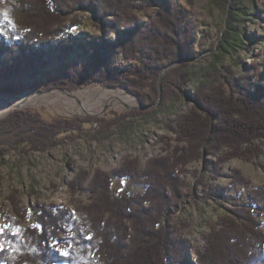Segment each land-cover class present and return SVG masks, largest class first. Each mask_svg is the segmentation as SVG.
<instances>
[{"label":"trees","instance_id":"1","mask_svg":"<svg viewBox=\"0 0 264 264\" xmlns=\"http://www.w3.org/2000/svg\"><path fill=\"white\" fill-rule=\"evenodd\" d=\"M215 1L226 11L229 7L228 22L217 48L214 39L197 34L191 10L181 0H0V31L10 43H0V49L15 55L11 62H3L0 72V78L10 82L0 90L8 94L32 87L77 89L99 82L123 85L143 102L154 101L156 84L165 67L188 58L170 68L162 81L167 87L187 93L186 86L196 73L189 69L192 60L204 50H212L215 55L211 67L205 69L213 78L198 88L196 105L180 119L177 143L170 154L149 161L145 168L137 160H128L112 173L97 171L88 187L93 201L78 206L68 223L69 236L63 239L69 244L63 249L65 254L57 249L48 252L49 239L55 232L50 233L47 223L40 222L35 227H23L13 237L7 235L8 231L1 235L0 264L19 263L17 247L25 250L23 257L28 264H179L189 260L191 246L173 221L174 215L191 200L194 187L204 185L206 190L210 185L200 176L193 186L187 179V166L206 153L220 152L215 164L218 170L232 158H256L261 151L254 141L264 138V85L247 74L237 76L232 70L225 74L213 69L217 60L234 55L245 42L242 28L247 18L252 19L253 1ZM187 2L193 4L194 0ZM77 11L88 12L101 35L73 33L75 27L86 22L77 17ZM113 34L115 38L111 39ZM30 41L34 47L40 44V48L25 57ZM21 71L28 77H38L28 85L11 83ZM145 87L149 88L146 93ZM32 114L16 113L11 126L32 119ZM35 123L40 127L28 138L31 143L48 141L45 132L53 136L77 126L69 119ZM115 178H131L143 185L145 192L116 194ZM232 184L250 188L247 199L230 198L232 204L256 207L263 196L259 188L251 186L240 171L232 176ZM211 188L219 194L226 189ZM19 215L25 218L28 214ZM180 223L186 225L182 219ZM261 236L257 254L240 249L234 258H228L229 263L264 264Z\"/></svg>","mask_w":264,"mask_h":264},{"label":"rangeland","instance_id":"2","mask_svg":"<svg viewBox=\"0 0 264 264\" xmlns=\"http://www.w3.org/2000/svg\"><path fill=\"white\" fill-rule=\"evenodd\" d=\"M181 1L191 10L197 23V34L199 36L205 34L208 39H214L217 48L228 22L229 7L226 11L224 6L215 0H194L193 4H189L187 0ZM252 1V19L247 18L242 28L245 42L241 43L242 47L234 55L226 54L217 60L214 66L216 68L213 69H221L225 74L232 70L237 76L247 74L253 78V81L264 85V0ZM76 15L84 18L86 22L75 27L73 33L83 32L87 36L101 35V30L90 21L88 12L77 11ZM109 37L112 39L115 35ZM7 38V35L0 31L2 46L10 45ZM31 43L28 42L25 57L29 56L33 49L40 48V44L34 47ZM1 49L0 72L3 70V62L9 63L15 57V55L11 56L7 49ZM212 52V50L198 52L196 59L192 60L189 69L196 73L186 86L187 93L184 92L185 90L167 87L162 81L170 68L184 63L188 58L182 57L165 67L156 84L158 94L154 101L143 102L136 93L123 85L110 86L99 82L83 84L77 89L65 87L37 90L32 87L19 93H46L55 90L73 92L123 87L138 101L132 106L110 105L100 112L82 113L76 111L73 104L57 98L43 104L32 103L18 107L0 117L2 234L8 231L7 235L13 237L17 229L20 232L28 225L35 227L46 222L45 227L49 232H55V235L49 239L48 252L57 249L65 254L66 251L63 249L69 244L63 239L69 236L68 223L78 206L93 201L88 187L97 171L112 173L128 160H137L140 167L145 168L149 161L172 152L178 139L180 119L196 105L198 88L203 82L208 83V80L213 78L209 71H205L206 68L211 67L215 58ZM37 77H28L21 71L15 76L14 82L16 84L20 81L28 85ZM9 83L8 79L0 78V87ZM207 83L205 84L209 85ZM147 89L149 88L145 87L143 92L146 93ZM19 94H8L0 90V98ZM75 103L79 104L78 101ZM20 111L35 114H32V119L25 122L22 119L19 125L12 127L11 124L16 119L15 114ZM60 119L71 120L77 124L76 129L62 131L53 136L45 132L48 141L29 142L28 138L40 127L35 122L43 125L58 122ZM254 144L259 147L261 154L253 159L232 158L224 162L218 170L215 164L219 160L220 152L206 153L204 158L193 161L187 166V179L193 186L200 176L210 186L208 185L206 190L204 185L194 187L191 200L182 206L181 212L177 211L174 215L173 221L176 226H180V232L188 239L191 246L189 260L186 262L183 260L179 264H200L199 257L201 264H234L229 263L228 258H234L235 253L240 249L247 250L249 254H257L255 252L260 246L261 235H264V138L255 140ZM211 165L212 167L209 168ZM236 171H240L245 179L251 182V186L261 190L263 196L259 198L256 207H242L241 204L237 206L229 200L237 198L243 201L250 194L248 186L232 184V176ZM83 178L85 180L81 182ZM78 183L80 187L76 186ZM212 186L215 189L224 187L226 189L219 194V191L214 189L212 191ZM114 189L116 194L126 192L135 195L145 192L144 186L131 178L126 180L115 178ZM245 208L250 209V212ZM19 213L28 215L22 218ZM181 219L186 225L180 223ZM2 234H0V250L3 248ZM4 237L3 240L6 239ZM24 251L17 247L20 258H18L19 263L16 264H28L23 257Z\"/></svg>","mask_w":264,"mask_h":264},{"label":"bare ground","instance_id":"3","mask_svg":"<svg viewBox=\"0 0 264 264\" xmlns=\"http://www.w3.org/2000/svg\"><path fill=\"white\" fill-rule=\"evenodd\" d=\"M11 83H15L12 81ZM60 98L73 104L76 111L82 113L100 112L104 107L132 106L137 104V98L126 88H101L86 89L73 92L49 91L46 93L24 92L17 96L0 98V117L6 115L15 108L34 103H46ZM57 101V100H56ZM78 101L79 104H76Z\"/></svg>","mask_w":264,"mask_h":264},{"label":"snow or ice","instance_id":"4","mask_svg":"<svg viewBox=\"0 0 264 264\" xmlns=\"http://www.w3.org/2000/svg\"><path fill=\"white\" fill-rule=\"evenodd\" d=\"M19 232V229H17V232L16 233H14V235L15 234H17ZM3 233V229L2 228H0V234H2ZM90 239V238H89Z\"/></svg>","mask_w":264,"mask_h":264},{"label":"water","instance_id":"5","mask_svg":"<svg viewBox=\"0 0 264 264\" xmlns=\"http://www.w3.org/2000/svg\"><path fill=\"white\" fill-rule=\"evenodd\" d=\"M51 90V89H50ZM49 91V90H48Z\"/></svg>","mask_w":264,"mask_h":264}]
</instances>
